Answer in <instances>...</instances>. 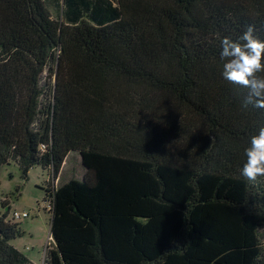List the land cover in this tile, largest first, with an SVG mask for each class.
<instances>
[{
    "label": "trees",
    "instance_id": "1",
    "mask_svg": "<svg viewBox=\"0 0 264 264\" xmlns=\"http://www.w3.org/2000/svg\"><path fill=\"white\" fill-rule=\"evenodd\" d=\"M62 15L0 0V169L50 172L46 263L264 264V177L240 175L264 109L218 55L249 25L264 39V0H64ZM72 151L83 180L56 187ZM8 214L0 264H28Z\"/></svg>",
    "mask_w": 264,
    "mask_h": 264
},
{
    "label": "rangeland",
    "instance_id": "2",
    "mask_svg": "<svg viewBox=\"0 0 264 264\" xmlns=\"http://www.w3.org/2000/svg\"><path fill=\"white\" fill-rule=\"evenodd\" d=\"M51 1L55 0H48L52 15L62 19L64 0H58L59 7L55 4L51 5ZM113 1L116 2V0ZM67 162L65 170L55 181L56 187L72 178L83 180L85 168L79 152L71 153ZM49 180V170L39 164L30 169L28 178L23 177L17 161H10L2 165L0 169V214L9 211L8 217L12 219L15 210L29 213L28 217L15 220L19 222L23 235L10 240L12 245L27 255L30 260L28 264H47L45 258L48 257V250L54 246L51 235L52 213L49 210V202L46 200ZM132 218L140 223H146L150 215L139 214ZM262 234V245H264V232Z\"/></svg>",
    "mask_w": 264,
    "mask_h": 264
},
{
    "label": "clouds",
    "instance_id": "3",
    "mask_svg": "<svg viewBox=\"0 0 264 264\" xmlns=\"http://www.w3.org/2000/svg\"><path fill=\"white\" fill-rule=\"evenodd\" d=\"M218 55L222 79L247 89L244 106L264 109V39L249 25L235 39L223 37ZM244 157L240 175L249 182L264 177V126L248 138Z\"/></svg>",
    "mask_w": 264,
    "mask_h": 264
},
{
    "label": "built area",
    "instance_id": "4",
    "mask_svg": "<svg viewBox=\"0 0 264 264\" xmlns=\"http://www.w3.org/2000/svg\"><path fill=\"white\" fill-rule=\"evenodd\" d=\"M29 216V213L24 211V212H19V211H14L13 214H12V219L14 220H17V219H21L23 217H28ZM46 257V256H45ZM47 258V257H46ZM45 258V260H46Z\"/></svg>",
    "mask_w": 264,
    "mask_h": 264
},
{
    "label": "crops",
    "instance_id": "5",
    "mask_svg": "<svg viewBox=\"0 0 264 264\" xmlns=\"http://www.w3.org/2000/svg\"><path fill=\"white\" fill-rule=\"evenodd\" d=\"M73 152H77V151H72V152H70L68 155H67V157H66V159H65V161H64V163H63V166H62V169H61V171H60V173H59V175L61 174V172H63L64 170H65V167H66V165H67V161L69 160V156H70V154L71 153H73ZM78 153V152H77ZM80 154V153H79ZM85 168V167H84ZM85 172H86V168H85V170H84V174H85ZM59 175H58V177H59ZM58 179V178H57ZM57 179H56V181H57ZM55 185H56V182H55ZM62 185V184H61ZM60 186V185H59Z\"/></svg>",
    "mask_w": 264,
    "mask_h": 264
}]
</instances>
